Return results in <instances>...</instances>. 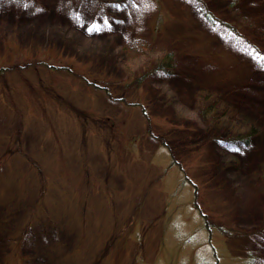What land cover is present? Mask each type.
<instances>
[{
    "label": "rangeland",
    "instance_id": "obj_1",
    "mask_svg": "<svg viewBox=\"0 0 264 264\" xmlns=\"http://www.w3.org/2000/svg\"><path fill=\"white\" fill-rule=\"evenodd\" d=\"M0 264H264V0H0Z\"/></svg>",
    "mask_w": 264,
    "mask_h": 264
},
{
    "label": "trees",
    "instance_id": "obj_2",
    "mask_svg": "<svg viewBox=\"0 0 264 264\" xmlns=\"http://www.w3.org/2000/svg\"><path fill=\"white\" fill-rule=\"evenodd\" d=\"M255 35L257 32H253ZM174 55L171 53H166L157 56V60L154 66L155 72H169L174 67ZM5 69H2V71ZM215 96L212 94H209L207 92H203L199 96V104L201 109V114L205 122L207 123L208 130L212 131L214 127L216 128H224L223 130H230L231 136L229 137V141L231 142H243L245 144H249V140L256 135L260 134V131L255 128L253 125H248L245 127V130H236V127H238V124L236 122H232L230 114L228 115L226 111H223L222 114L219 115L218 111V102L215 100ZM213 117V118H212ZM210 118H212L210 120ZM208 131V132H209ZM198 135V133H197ZM192 137L190 139L196 138ZM218 138V137H216ZM214 139V138H213ZM200 143L199 139L196 141ZM195 145L194 143H190L189 146L193 147ZM210 163V162H209ZM213 164L210 163V166ZM206 217V216H204ZM221 229H224V227H218ZM225 233H230V230L225 229ZM252 263V262H251Z\"/></svg>",
    "mask_w": 264,
    "mask_h": 264
}]
</instances>
